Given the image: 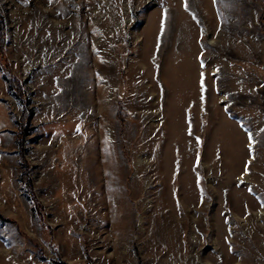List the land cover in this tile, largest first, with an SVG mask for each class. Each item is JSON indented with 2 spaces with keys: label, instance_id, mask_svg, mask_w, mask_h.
Instances as JSON below:
<instances>
[{
  "label": "rangeland",
  "instance_id": "374dc122",
  "mask_svg": "<svg viewBox=\"0 0 264 264\" xmlns=\"http://www.w3.org/2000/svg\"><path fill=\"white\" fill-rule=\"evenodd\" d=\"M0 14V264H264V0Z\"/></svg>",
  "mask_w": 264,
  "mask_h": 264
},
{
  "label": "trees",
  "instance_id": "16d2710c",
  "mask_svg": "<svg viewBox=\"0 0 264 264\" xmlns=\"http://www.w3.org/2000/svg\"><path fill=\"white\" fill-rule=\"evenodd\" d=\"M3 26H4V20L2 15L0 14V49L2 48V45L4 44V34H3ZM0 71L2 73V77L5 79V81L8 82L10 88L12 90H14L15 95L21 99V86L19 84V82L13 77V75L10 73L9 68L7 67V65L5 66L2 62L0 63ZM22 100V99H21ZM123 115V112H120ZM23 120H25L26 115H23ZM25 165V164H24ZM27 181V188L29 189V191H31V186H30V182L28 179H26ZM32 192V191H31ZM32 200H34L35 203V210L37 207V203L36 200L33 198ZM37 211V210H36Z\"/></svg>",
  "mask_w": 264,
  "mask_h": 264
}]
</instances>
